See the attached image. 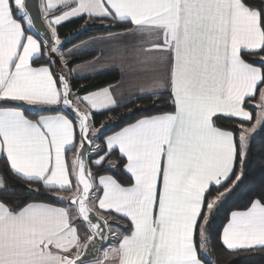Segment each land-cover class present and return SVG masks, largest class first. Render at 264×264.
<instances>
[{
  "label": "snow or ice",
  "instance_id": "snow-or-ice-1",
  "mask_svg": "<svg viewBox=\"0 0 264 264\" xmlns=\"http://www.w3.org/2000/svg\"><path fill=\"white\" fill-rule=\"evenodd\" d=\"M73 18L129 25V71L153 74L140 92L167 90L171 110L105 136L93 113L120 104L113 85L73 92L67 56L81 46L62 51L58 32ZM262 126L264 0H0V159L19 181L0 173V264H212L213 221ZM106 163L123 178L92 171ZM219 242L264 251V192L231 211Z\"/></svg>",
  "mask_w": 264,
  "mask_h": 264
},
{
  "label": "trees",
  "instance_id": "trees-1",
  "mask_svg": "<svg viewBox=\"0 0 264 264\" xmlns=\"http://www.w3.org/2000/svg\"><path fill=\"white\" fill-rule=\"evenodd\" d=\"M127 27H129V25L124 23H112L111 21L101 22L99 20H91L87 26L84 27V19H70L58 27L59 36L61 40L64 41L62 51L88 37L124 30ZM95 55V51H85L69 55L67 56L69 61L68 68L76 63H80V61L84 62L93 59ZM68 79L73 92L79 90V93L82 95L86 92L117 82L119 79V73L118 71L109 70L83 77L68 76ZM168 99V94H159L158 97H152L150 95L136 97L130 100L131 102L128 101L120 104L119 107H116L111 111L94 112L93 121L97 127H99L101 123L105 125L103 134L106 136L111 134L113 131H117L119 127H123L126 123L140 118L142 115H151L157 112L170 111L171 105L168 103ZM257 99L258 94L256 101H249L245 105L246 109L252 114V122H255V113H257V109L252 107L251 104L257 102ZM137 105L140 107L137 108ZM129 109H132L131 113H129ZM109 117H112L113 119H109ZM114 124L116 125L115 127H113ZM248 126H251V124ZM102 138L103 137H101V139ZM117 155L118 152L114 153L112 159L115 160ZM117 163L119 164V161H117ZM92 171L94 173H98L99 175L108 174L113 175L118 179L123 178L121 167H117L115 169L109 168L107 163L103 168L98 169L96 167H92ZM0 173L6 176L7 183L10 188L13 184L19 183L14 176L7 173L2 159H0ZM222 190L223 189H221V191ZM16 191L19 192L20 189L17 188ZM261 192H264V126L258 127L257 131L252 136L249 156L245 165L243 183L240 184L233 194L226 198L219 213L213 221V230L211 234L212 251L209 257L212 264H264V251L237 253L227 250L219 242V232L222 230L223 225L227 222L230 212L233 210H243L248 201L251 198L259 196ZM22 198L23 197L19 195L9 197L12 201ZM44 198L43 194H33L31 196V199L33 200H41ZM48 202L60 205L54 199L49 200ZM60 206L67 205L65 204ZM111 219L122 222L123 228L119 229V232L121 235L126 234L127 228L125 221L116 217L115 214ZM111 219L109 220L110 224L112 221ZM116 242L118 244V240Z\"/></svg>",
  "mask_w": 264,
  "mask_h": 264
},
{
  "label": "crops",
  "instance_id": "crops-1",
  "mask_svg": "<svg viewBox=\"0 0 264 264\" xmlns=\"http://www.w3.org/2000/svg\"><path fill=\"white\" fill-rule=\"evenodd\" d=\"M122 31L123 30L91 36L71 45L66 50H64L65 52H67L68 49H73L74 46L79 45L81 47L77 50H74L73 54L85 52V51L96 52V55L93 57V59L84 62L80 61V63H76L72 65L70 68H76L77 71L74 74H70L68 76L83 77L86 75L99 73L103 71H109V70L118 71L119 73L118 81L110 85L115 86L113 87L112 90L119 104L126 103L136 97L147 96V95H142L140 89L148 88L153 78V74L151 73L140 74L129 71V64L131 63L133 52L131 48L125 49L122 47V45L128 43L130 40L129 37H120L118 35ZM110 34L113 35L112 39L108 38ZM53 70L58 71L59 67L53 66ZM156 75L159 74L157 73ZM98 89L92 91H96ZM161 94H168V92L167 90H164ZM258 100L259 97L257 99V102ZM255 103L256 102L251 104V106L254 108H256L254 106ZM256 109L258 112L259 109L258 108ZM68 156L69 158H71L72 153L69 152ZM104 175H108V174H104Z\"/></svg>",
  "mask_w": 264,
  "mask_h": 264
},
{
  "label": "rangeland",
  "instance_id": "rangeland-1",
  "mask_svg": "<svg viewBox=\"0 0 264 264\" xmlns=\"http://www.w3.org/2000/svg\"><path fill=\"white\" fill-rule=\"evenodd\" d=\"M63 41V40H62ZM59 60L57 59L56 60V64L54 65L55 67H59ZM256 114V113H255ZM257 115V114H256ZM112 220V219H111ZM111 224H112V226H113V230H117V227L119 226V228H118V230L119 229H122L123 228V223L122 222H120V221H117V220H115V219H113L112 221H111ZM117 240L116 239H113L111 236H109V238H108V244H107V246L105 247V248H109V247H112V246H117V242H116ZM100 258H103V252L101 251V253H100Z\"/></svg>",
  "mask_w": 264,
  "mask_h": 264
},
{
  "label": "water",
  "instance_id": "water-1",
  "mask_svg": "<svg viewBox=\"0 0 264 264\" xmlns=\"http://www.w3.org/2000/svg\"><path fill=\"white\" fill-rule=\"evenodd\" d=\"M30 2H32V3H37V4H38L39 0H30ZM36 12H38V8H34V9H33V13L35 14ZM41 27H43L42 22H41ZM107 243H108V240L104 242V245H103L104 248L106 247ZM96 247H97V248H100V244L97 243ZM100 253H101V252H100Z\"/></svg>",
  "mask_w": 264,
  "mask_h": 264
}]
</instances>
